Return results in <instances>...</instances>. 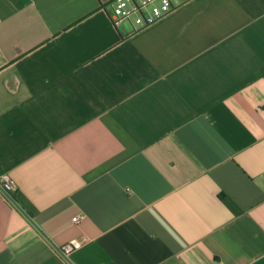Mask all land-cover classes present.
Masks as SVG:
<instances>
[{
    "label": "crops",
    "instance_id": "0c3cea01",
    "mask_svg": "<svg viewBox=\"0 0 264 264\" xmlns=\"http://www.w3.org/2000/svg\"><path fill=\"white\" fill-rule=\"evenodd\" d=\"M110 1L0 0V264H264V0Z\"/></svg>",
    "mask_w": 264,
    "mask_h": 264
},
{
    "label": "built area",
    "instance_id": "2783aa9c",
    "mask_svg": "<svg viewBox=\"0 0 264 264\" xmlns=\"http://www.w3.org/2000/svg\"><path fill=\"white\" fill-rule=\"evenodd\" d=\"M108 17L114 25L122 22L131 24L134 29L148 27L170 14L174 5L172 0H111L107 6ZM0 188L5 194L16 190V184L7 176H0ZM77 221V217L73 218ZM77 243L69 242L60 247V251L69 255Z\"/></svg>",
    "mask_w": 264,
    "mask_h": 264
}]
</instances>
